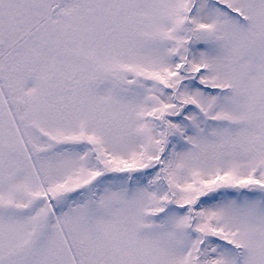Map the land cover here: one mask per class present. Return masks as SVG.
Wrapping results in <instances>:
<instances>
[{"label":"snow or ice","instance_id":"obj_1","mask_svg":"<svg viewBox=\"0 0 264 264\" xmlns=\"http://www.w3.org/2000/svg\"><path fill=\"white\" fill-rule=\"evenodd\" d=\"M0 264H264V0H0Z\"/></svg>","mask_w":264,"mask_h":264}]
</instances>
